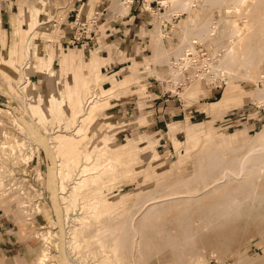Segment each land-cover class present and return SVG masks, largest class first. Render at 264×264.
Instances as JSON below:
<instances>
[{
	"label": "rangeland",
	"instance_id": "rangeland-1",
	"mask_svg": "<svg viewBox=\"0 0 264 264\" xmlns=\"http://www.w3.org/2000/svg\"><path fill=\"white\" fill-rule=\"evenodd\" d=\"M42 1L46 3L47 0ZM235 1L225 0L220 8H212L206 12L197 5L192 8L191 14L195 19L211 18L214 25L220 24L217 27L218 35L212 40L203 39V41L195 38L192 36L195 33L191 31L188 32L189 38L186 40H191L193 37L203 41L198 48L208 51L215 60L208 69L209 74L205 77V81L194 82L179 91L177 96L172 95L169 99L183 104L185 109L196 107L202 112L201 115L170 123L154 138H143L144 140L141 137L140 139L131 136L122 127L125 121L118 120L116 127L118 126L119 129L115 130L112 124L98 119L100 112L106 106V103L102 104L99 97L107 100L109 96L95 94L93 89L97 86V82L88 87V90L92 89L93 96H86L87 90L85 94L80 93L79 106L78 103L75 106L69 103L71 111L76 113L74 120L67 123V113L58 117L47 116L39 123L34 120L40 118L39 113L34 111L31 112L32 116L29 115L30 109L39 104L38 91L35 90L37 77L32 74L28 78L31 84L29 89H24L29 83L20 85L16 82L17 76L10 73L16 71L17 65L18 71H21V66L25 62L23 53L25 33L21 37L18 32L14 39L17 44V62L15 58L6 60L4 64L9 68L0 67V264H37L38 258L44 251H48V258L44 264H264V202L254 206L257 216L252 217V222L245 224L247 228H251L250 230L256 229L253 230L256 232L248 233L241 241L233 244H230V238L228 236L226 238V235H220L218 239L206 238L199 243L196 239H191L189 234H184L185 236L178 234L181 231L178 222L165 219L160 228L163 232L171 233L167 237L157 232L151 220L140 226L141 217L134 221V238L129 235L125 243L124 237L118 239L115 255L112 254L110 244L111 237L113 238L115 233L122 232L129 223L133 214L132 207H137L147 195L160 190L177 191L185 185L201 186L206 180L203 179L205 171H201L200 167L208 160L209 151L222 150L226 143H231L232 146H228L229 148L244 144L262 129L264 101H260L259 98L262 96L264 98V37L262 36L264 35V0L251 1L254 5L257 3V8L254 7L251 13H246L245 6L242 9ZM113 3L120 7V14H126L127 9L126 11L122 9L120 0H113ZM82 8L77 15L81 21L90 17L93 10L90 7L85 13L84 8L81 12ZM171 12L177 11L168 4L164 9L163 18ZM178 13L182 15L173 21V26L168 33H161L156 25L158 21L154 22L150 37L152 45L148 49L145 48L149 51H143L142 64L137 66L135 63L132 64V67H135L133 80H131L133 84L140 86L138 82L146 77L150 85L157 86L165 75L168 58L184 50L180 51L178 46L185 47L187 43L180 32L187 15ZM238 16H246L245 22L254 28L258 27V29L253 27L251 29L254 30L255 40L259 43L253 47V52H256L258 47L263 52L249 67H241L237 62L238 59L234 62L222 59V47L228 44L231 20ZM25 18L22 9L18 24L23 25L26 32L28 26L25 25ZM34 18V15H29L30 24ZM46 18H49L48 15L43 13L42 21L45 22ZM17 19L14 17V36L15 29L18 31ZM60 19L61 17H58L57 21ZM224 19L230 22L226 23L227 27L219 28L222 27ZM41 27L45 26L41 25ZM33 28L34 24L30 29ZM58 33L52 30L46 32L52 38L46 52L51 56L50 69L54 77L57 82L62 80L65 84L64 77H67L64 74L65 68H61L58 74L56 48L53 45L57 43L56 39L60 35ZM2 50L5 49L2 47ZM2 50L0 49L1 53ZM73 51L78 54L70 53L75 57L74 67L81 70L83 66L80 64L79 55L82 61L87 55L82 53L81 49ZM162 53L165 54L162 56ZM68 57H64V62L68 60ZM92 67L91 65L88 68L85 64L87 70ZM220 67H223V70H220ZM223 98H226L224 102L221 101ZM144 105L146 103L140 104V106ZM6 110H9L17 122L25 128L28 137L17 129L10 116L5 113ZM27 111L29 114L26 113ZM171 125L174 129L170 131ZM78 126L82 127V133L81 137L76 138L73 130ZM42 128L52 129L51 132L55 130L51 137L53 142L58 139L71 142L75 139V143L66 145L65 153L57 152L55 147L51 148L49 137ZM188 134L193 136L189 137ZM104 140H108L115 148L112 157L122 159L121 161L126 163L115 169L113 178H110L111 175L101 174L97 182H92L90 179L82 190H75L71 194L73 206H69L67 223L64 221V209L59 202L57 164L70 163L68 173L71 178H75V170L81 164V160L78 159V153L81 152L79 147L80 149L89 146L97 147ZM148 143H151L148 147L152 149L151 152L146 153L147 147H143ZM35 145L39 149L37 155L33 151ZM88 162L91 165L95 164L94 152L90 154ZM108 176L113 180L111 181ZM69 182L67 188L71 189L73 184L72 181ZM38 184L42 189L40 196L31 188L34 186L40 188ZM93 196L99 197L101 202L104 201L97 208V212L100 213L98 222L93 219L92 222L79 226L76 237L80 245L68 251L66 230L72 225L70 220L80 215L81 211L78 207L81 201L84 203V200ZM249 212L251 213L252 209L245 205L239 208L233 217H238L236 219L240 220L250 214ZM192 222L191 219V225L196 224ZM220 229L224 230L225 225L222 224ZM48 231L53 236L50 235L51 239L46 243L44 237L48 236ZM54 233L57 238H54ZM175 233L178 234L176 237H174ZM100 241L109 243L105 244L104 250H100L101 253L98 251L99 248L97 249ZM172 245H175V250L170 248Z\"/></svg>",
	"mask_w": 264,
	"mask_h": 264
},
{
	"label": "bare ground",
	"instance_id": "bare-ground-1",
	"mask_svg": "<svg viewBox=\"0 0 264 264\" xmlns=\"http://www.w3.org/2000/svg\"><path fill=\"white\" fill-rule=\"evenodd\" d=\"M121 1L122 0H120V2ZM224 1L225 0H166L161 4L164 7L170 4V6L173 7L174 11L182 12L183 14L185 13L187 15V19L182 25V30L180 29V32L182 33L181 37L184 38L185 41L189 38L188 32L190 31L195 33L193 35L191 34L195 38L197 37L202 40H212L218 35L217 27L220 24L214 25L210 20L211 18H197V15V19H195L191 14L193 11L192 8L197 5L198 8L203 9L206 12V10L209 11L212 8H220L221 5L224 4ZM251 1L253 0H236L235 3H237L240 8L242 7V9L245 6V12L251 13L253 8L257 5V3L256 5H254V3ZM126 7L127 6H125V9ZM258 14L260 15V13ZM32 15H34L35 17L36 12L32 13ZM244 17L238 16V18L231 20V24L229 26L230 29L228 44L222 47V59H226L227 61L229 60V62H234L238 59L237 62L241 67H249L252 65V62L262 54L263 51L258 47L256 49V52H253V47L259 43L257 42V40H255L256 35L253 32L254 30H251L253 26L245 22ZM76 20L81 21L80 19H77V16ZM228 22L230 21L225 19L222 20V27L219 28L227 27L226 23L228 24ZM25 25L28 26L23 41V53L25 62L23 66H21V71H18L19 67L15 64L16 71L14 70L15 72L10 73L17 76L18 81L16 82H18L20 85L28 84V78L32 74H35V76L37 77V86L35 90L38 91L39 104L36 105V107H32L30 109V114L28 113V111L26 113H28L30 116H32V111L39 113L40 118L34 119L38 123L41 119H44L47 116L58 117L60 115H64V113H67L68 118L66 119V122L69 123L70 121L75 119L74 116L76 114L75 112L71 111V105L69 103L74 104V106L76 105V103H78L77 105L79 106V104L81 103L79 95L81 92H83L84 94L87 92L90 83H88V80H81V77L79 78L76 75L72 76L71 86L68 85L69 83H62V80L60 82H57V79L54 77L53 71L50 69L51 56L46 52L48 44L50 43L52 38L47 35L44 30H41L35 25L33 29H30L31 24L29 19L25 21ZM253 29H258V27H253ZM17 35L18 31L17 29H15V38L17 37ZM262 36L264 37V35ZM195 38L193 39V37H191V40L186 41L187 43H185V47L178 46L180 47V51L181 49H184L185 51H192L194 44L200 45L204 41L203 40L201 42L200 39L196 40ZM159 51L156 52L161 53ZM17 54V44L16 40H14L11 44L8 45L5 50H2V53L0 51V67H8L4 64V61L6 60L10 61V59L15 58L17 62ZM164 54L165 53H162V56ZM8 55L9 59H7ZM157 56L159 57L158 54ZM67 61L68 60L64 62L62 66L63 69L66 68ZM220 70H223V67ZM208 74L205 77H207ZM94 79L95 78L93 76V81ZM30 85L31 84L29 83L27 88H23L29 89ZM23 88L22 90H24ZM225 99L226 98H223L221 101L224 102ZM259 100L264 101L263 96L260 97ZM5 113L10 116L17 129L21 133H23L24 136L26 135L28 137L29 135L26 132L25 128L17 122L12 113L9 110H6ZM42 129L44 130V133L49 137L48 141L51 144V148L55 147L57 149V152L65 153V149L67 148L65 146L73 145L75 143V139L71 142L62 139H58L53 142L51 137L52 134L55 133V130L54 132H51L52 129ZM169 129L170 131L173 130L174 126L171 125ZM81 133V126H78L77 129L73 130V135H75L76 138L81 137ZM188 136H193V134H188ZM148 146L145 150L146 153L151 152L152 149ZM228 146H232L231 143H226L225 147L222 150H212L211 152H208V160H206L203 163L202 167H200L201 171H205L203 179L206 180V182L201 186L192 187L191 185H185L180 190L172 192L171 190H169L170 192H166V190H160L153 193L152 195H147L140 202V204L137 205V207H132L133 214L129 219V223H126L127 225L122 232L115 233V236L113 238L111 237L110 244L112 245V254H116V246H118V241L121 237H124V243L127 241L126 238H128L129 235H132L134 238V221L138 217L142 218V223L140 226L151 220V223L154 224L157 232L160 234H165L167 237L170 236L171 233H168V231H161L160 226L165 219L175 220L176 222H178L181 228V231L179 233L177 232L178 234H189L191 239H196L199 243H202L206 238L218 239L220 235H226V238L227 236L230 238V244H233L241 241L242 238L248 233L256 232L253 231L256 229L253 228L252 230H250L251 228H247L245 224L252 222V217L256 218L257 213L254 210V206L264 202V125L260 131L256 132V134L252 138L247 140L244 144L232 148H229ZM79 150H81V152L78 153V159L79 161L81 160V164H79V166L75 170V178H71L68 173V168L71 166L70 163H58L56 170L58 179L59 202L64 209V221L67 223L69 220V206L73 204L71 194L75 190H82V188L86 186V182L90 179L92 182H97V178L101 174H108L111 175L110 178H113L112 176L115 173V169L126 163L125 161H121L122 159L119 160L118 158L112 157V155L115 153V148L110 145V142L108 140L102 141V143H100V146H89L85 149H80L79 147ZM33 151L36 155L38 154L39 149L36 145L34 146ZM92 152L95 153L94 165H91L88 162L90 154ZM69 181H72L71 183L73 184V187L71 189L67 188ZM103 202L104 201L101 202L99 197L96 196L84 200V203L82 201L81 203L79 202L80 206L78 207V210L81 211L80 215L71 218L70 221L72 225L68 226L66 230V248L68 251L70 249H75L80 245L77 242L76 237V230L79 226H84L85 224H88V222H92L93 219L98 222V216H100V213L97 212V208L98 206H101V203ZM245 205L249 206L252 209V212H249L250 214H248L243 219L239 220L236 219L238 217L234 218L233 216L237 214L238 209ZM82 212L83 214H81ZM191 219L196 224L191 225ZM84 220H86L85 223ZM222 224L225 225L224 230L220 229V226ZM196 225L198 226L195 227ZM178 234L175 233L174 237H176ZM50 235L53 236V234H50V232L48 231V236L44 237L46 243H48V241L51 239L49 238ZM54 238H57L56 234ZM185 240L187 241V239ZM105 244L109 243L100 241L97 244L99 253H101L100 250L105 249ZM57 245L58 243L56 242V247ZM170 248L172 250H175V245H172ZM47 258L48 251L42 252L40 257L38 258L37 264H44Z\"/></svg>",
	"mask_w": 264,
	"mask_h": 264
},
{
	"label": "crops",
	"instance_id": "crops-1",
	"mask_svg": "<svg viewBox=\"0 0 264 264\" xmlns=\"http://www.w3.org/2000/svg\"><path fill=\"white\" fill-rule=\"evenodd\" d=\"M29 1L0 0V49L2 47L6 49L15 39L14 17L18 18V32L23 37L24 26L18 24L22 9L26 16L25 21L30 14L36 12L31 25L34 24L45 32L52 30L53 32L58 31L60 34L56 39L57 43L53 44L56 48L58 74L64 64V57L69 56L64 73L67 76L64 77L66 78L65 82L71 86L72 76L76 75L81 77V80H88L89 86L95 85L97 82V86L93 89L97 96H104V94L109 96L107 100L99 97L102 104L106 103L98 116L101 122L112 124L116 130L119 129L118 126L116 127L118 120L125 121L122 127L134 138L141 137L144 140L143 138H154L170 123H177L186 118L192 119L201 115L202 112L196 107L185 109L183 104L161 97L163 90L160 83H157L159 87L150 85L146 77L138 82L140 86L131 82L132 75L135 73V67H132V64L135 63V66L142 64L143 51L148 52L147 49L152 45L150 37L155 22L152 13L154 12L153 3H150L147 9L150 13L140 7L138 0L130 5L127 1V11L121 3L122 9L126 11V14L123 15L119 12L120 7L115 3L112 4L113 0H47L46 3L42 0ZM82 7L85 9V13L89 11L90 7L93 9L92 11L101 10L103 13L94 29L93 40L82 41V43L71 47L65 44L74 33L69 26ZM43 13L49 17L45 22L42 21ZM58 17H61L59 21H57ZM41 25L45 27H41ZM74 49H81V52L87 55L83 57L84 61L79 55L80 64L83 66L81 70L74 67L75 57L70 54H75ZM68 50L71 51L68 52ZM65 51L67 53H64ZM61 55L63 56L61 57ZM92 55L95 57H91ZM85 64L88 68L91 65L93 67L87 70ZM113 82L115 83L113 84ZM86 96H93L91 88ZM142 103H146V105L140 106Z\"/></svg>",
	"mask_w": 264,
	"mask_h": 264
},
{
	"label": "built area",
	"instance_id": "built-area-1",
	"mask_svg": "<svg viewBox=\"0 0 264 264\" xmlns=\"http://www.w3.org/2000/svg\"><path fill=\"white\" fill-rule=\"evenodd\" d=\"M137 0H129V4H132ZM140 7L146 12H148V6L150 3L154 5L153 16L155 18V23L158 24L157 28L161 33H168L173 26V21L177 17L181 16V13L171 12L170 15L166 14L163 18L164 7L161 3L166 0H138ZM152 1V2H150ZM121 3L126 6L127 0H122ZM145 4V5H144ZM144 5V6H143ZM103 11H92L90 17L85 20L77 21L76 15L69 28L73 30V35L70 40L66 42L68 46H75L82 41H92L94 37V29L98 24L99 18L101 17ZM150 13V12H148ZM215 58L206 50H200L198 45H193L192 51H181L178 55H171L168 58V63L166 64V72L161 81L162 86L161 97L168 99L170 96H177L178 92L186 88L188 85L194 82H201L206 80L205 76L209 73L208 69L213 64ZM39 185V184H38ZM40 186V185H39ZM36 194L40 196V188L37 186L31 187Z\"/></svg>",
	"mask_w": 264,
	"mask_h": 264
}]
</instances>
